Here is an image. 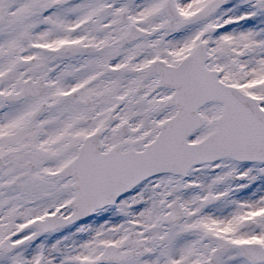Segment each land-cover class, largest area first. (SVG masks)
<instances>
[{
	"label": "snow or ice",
	"instance_id": "1",
	"mask_svg": "<svg viewBox=\"0 0 264 264\" xmlns=\"http://www.w3.org/2000/svg\"><path fill=\"white\" fill-rule=\"evenodd\" d=\"M0 264H264V0H0Z\"/></svg>",
	"mask_w": 264,
	"mask_h": 264
}]
</instances>
